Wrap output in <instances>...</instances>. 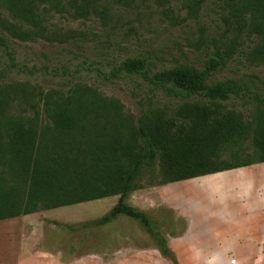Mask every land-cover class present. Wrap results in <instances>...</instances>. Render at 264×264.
<instances>
[{"label":"rangeland","instance_id":"374dc122","mask_svg":"<svg viewBox=\"0 0 264 264\" xmlns=\"http://www.w3.org/2000/svg\"><path fill=\"white\" fill-rule=\"evenodd\" d=\"M41 7L47 9L44 15L29 22L16 15L9 0H0V120L4 116L31 114L25 100L36 103L43 111L44 93L67 90L77 84L120 102L123 111L135 120L147 112L176 118L183 103L198 102L221 112L239 114L250 127L248 147L253 145V135L264 131V105L257 98L264 95L258 80L264 79V64L254 58L256 42L235 37L227 28L223 0H206L195 17L180 0H130L127 5L114 0H93V9L86 15L70 9L68 0H50ZM217 52L224 59L212 79L246 82L250 85L246 97L211 102L198 96L169 95L137 74L121 73L110 78L126 58L145 57L156 70H161L179 63L203 67ZM160 163L158 159L153 168L143 169L136 184L145 188L159 184L163 180ZM168 184V190L163 191L165 200L180 196V203L187 208L181 211L185 216L169 218V225L180 233L189 223L187 215L194 211L189 207L224 205L235 195L229 190L230 185L239 186L235 193L244 195L245 202L257 196L263 200L264 162ZM157 201L162 199L149 196L145 200L150 204ZM116 202L117 197H107L0 221V264H60L47 256L50 243L76 250L80 243L93 245L99 238H109L121 230L130 232L135 238L133 242L147 236L153 245L142 226L127 217L102 227L89 224ZM179 233L174 238L180 237ZM173 235L172 231L170 237ZM235 262L231 260L232 264ZM201 263L206 264L205 260ZM242 264H264V248Z\"/></svg>","mask_w":264,"mask_h":264},{"label":"trees","instance_id":"16d2710c","mask_svg":"<svg viewBox=\"0 0 264 264\" xmlns=\"http://www.w3.org/2000/svg\"><path fill=\"white\" fill-rule=\"evenodd\" d=\"M9 1L18 17L33 22L44 15L47 9L41 6L50 0ZM114 1L127 5L130 0ZM180 1L195 17L206 0ZM68 7L86 15L93 0H68ZM223 8L229 31L256 42L254 58L264 64V0H223ZM223 59L217 52L203 67L179 63L156 70L149 59L131 57L110 78L137 74L169 95L211 102L246 97V82L212 79ZM258 80L264 91V79ZM257 98L264 105V95ZM43 101V111L25 100L31 114L0 120V221L118 195L117 204L89 224L101 227L128 217L142 226L164 257L179 264L152 218L127 201L131 192L145 188L136 184L143 169L160 160L163 180L156 186L264 162V131L254 134L248 147L249 124L236 112L209 104L185 102L176 118L147 112L135 120L120 102L77 84L48 91Z\"/></svg>","mask_w":264,"mask_h":264},{"label":"crops","instance_id":"0c3cea01","mask_svg":"<svg viewBox=\"0 0 264 264\" xmlns=\"http://www.w3.org/2000/svg\"><path fill=\"white\" fill-rule=\"evenodd\" d=\"M180 182L183 181L170 184ZM166 186L169 184L133 191L127 201L152 218L154 225L166 237L176 254L179 264H202L201 260H205L206 264H232L231 260L236 261L234 264H242L245 259L255 258L261 253L264 248V199L257 196L245 202L244 195L236 194L239 186L230 185L229 190L235 195L224 205L214 203L209 207H189V210H194V214L187 215L189 223H185L181 232H178L180 237L174 238L178 233L169 225L172 224L169 218L176 220L180 215L185 216L181 211L187 208L180 203V196L174 200H165L163 191L168 190ZM149 196L160 197L162 201L146 203ZM111 197H117L118 202V195ZM103 212L102 216L106 214ZM121 217L125 216L117 219ZM172 231L174 235L170 237ZM110 236L99 238L93 245L85 246L80 243L76 250L61 246L59 249L55 247V243H50L46 247L47 256L60 264H173L154 244L148 242L147 236L142 240L139 236L137 242L132 241L135 238L127 230Z\"/></svg>","mask_w":264,"mask_h":264},{"label":"water","instance_id":"95a60500","mask_svg":"<svg viewBox=\"0 0 264 264\" xmlns=\"http://www.w3.org/2000/svg\"><path fill=\"white\" fill-rule=\"evenodd\" d=\"M238 169H239V168H238ZM238 169H233V170H238ZM233 170L224 171V172H230V171H233ZM219 173H223V172H219ZM215 174H218V173H215ZM210 175H213V174H210ZM206 176H208V175H206ZM202 177H204V176H202ZM198 178H200V177H198Z\"/></svg>","mask_w":264,"mask_h":264}]
</instances>
